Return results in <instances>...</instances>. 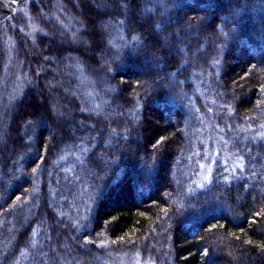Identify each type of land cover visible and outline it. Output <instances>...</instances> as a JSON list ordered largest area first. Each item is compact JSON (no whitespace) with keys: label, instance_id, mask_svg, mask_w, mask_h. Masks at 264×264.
Instances as JSON below:
<instances>
[{"label":"trees","instance_id":"1","mask_svg":"<svg viewBox=\"0 0 264 264\" xmlns=\"http://www.w3.org/2000/svg\"><path fill=\"white\" fill-rule=\"evenodd\" d=\"M59 2L88 46L16 36L0 264H264V0Z\"/></svg>","mask_w":264,"mask_h":264},{"label":"rangeland","instance_id":"2","mask_svg":"<svg viewBox=\"0 0 264 264\" xmlns=\"http://www.w3.org/2000/svg\"><path fill=\"white\" fill-rule=\"evenodd\" d=\"M51 1L52 7L48 8L38 1V5H35L38 6L36 12L38 15L33 14L28 9V3L30 5L31 0H2V4L0 3V132L3 129L5 130V116L10 112V104L20 96L23 84L28 80V75L24 72L27 70L28 74H30V68L28 69L27 67L28 58H25L23 62V70L20 66L21 61H18V63L15 61L16 49L14 43L16 42L17 35H22L23 49L31 57H35L37 61L39 57V61H42L40 56L41 47H38L33 40V37H36L37 33L47 34L71 45L88 46L84 35L79 33L82 25L78 17L71 15L64 7L62 10L59 0ZM108 1L85 0L89 6L96 9L107 5ZM75 9L76 13L79 14L81 12V8L76 1ZM34 16H38L41 20L44 19L48 23V26L42 28L41 24H38L39 19ZM98 26H101V24H98ZM65 35L67 40L65 39ZM22 57L21 55L19 59H22ZM30 84L34 85L35 83L31 82ZM48 85L49 82L46 80L43 82V87L31 91V96L37 102L42 103L43 106H47L52 116H54L53 118H57L56 120L68 116L70 110L65 105L61 106L59 104L57 96L50 92L47 87ZM29 100L30 98L27 97L26 101ZM70 127L68 126L69 129H71ZM51 129L59 136V132L54 127ZM51 129L49 132L52 131ZM61 245L65 247L66 242L62 241Z\"/></svg>","mask_w":264,"mask_h":264}]
</instances>
